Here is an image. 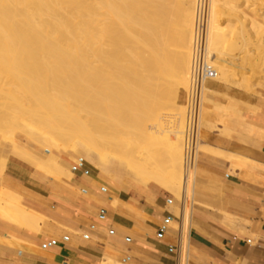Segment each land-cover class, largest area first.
<instances>
[{
    "label": "bare ground",
    "instance_id": "bare-ground-1",
    "mask_svg": "<svg viewBox=\"0 0 264 264\" xmlns=\"http://www.w3.org/2000/svg\"><path fill=\"white\" fill-rule=\"evenodd\" d=\"M158 4L159 0H0V97L11 102H0L9 115L0 117V134L14 141L19 156L31 160L36 169L70 179L73 175L60 160H83L78 154L88 146L100 155L121 158L127 176L156 183L181 199L187 185L184 129L197 0H187L179 20L175 18V34L181 35L174 39L179 37L176 43L183 49L179 53L168 49L165 10ZM223 13L240 16V26L223 22ZM249 15L235 5L209 0L206 47L214 81L232 80V47L242 50L259 34L264 37V24ZM258 44L263 46L264 39ZM245 84L238 86L244 89ZM216 95L220 94L203 87L200 135L213 128L203 119L204 111L238 115L232 100L227 106L215 104ZM22 116L31 120L16 126L14 121ZM19 132L48 156L38 157L33 146L22 147L16 142ZM75 140L81 143L73 144ZM199 152L215 153L204 141ZM0 210L24 227L40 220L7 191L0 193Z\"/></svg>",
    "mask_w": 264,
    "mask_h": 264
},
{
    "label": "crops",
    "instance_id": "crops-1",
    "mask_svg": "<svg viewBox=\"0 0 264 264\" xmlns=\"http://www.w3.org/2000/svg\"><path fill=\"white\" fill-rule=\"evenodd\" d=\"M207 87L220 94L215 104L232 100L238 115L203 112L213 128L201 131L200 145L215 153L198 156L190 264H264V85ZM16 142L33 146L23 134ZM14 145L0 134V193L40 220L24 227L0 210V264L175 263L181 203L174 194L93 162L87 150V162L60 160L69 179L36 169Z\"/></svg>",
    "mask_w": 264,
    "mask_h": 264
},
{
    "label": "built area",
    "instance_id": "built-area-1",
    "mask_svg": "<svg viewBox=\"0 0 264 264\" xmlns=\"http://www.w3.org/2000/svg\"><path fill=\"white\" fill-rule=\"evenodd\" d=\"M208 2L197 0L194 20L192 61L189 86L186 97L185 122V182L181 196V213L177 230V243L174 249V264H190V247L194 219L195 170L199 156L200 122L202 115V90L208 82L214 81L216 72L207 58L206 37L208 29Z\"/></svg>",
    "mask_w": 264,
    "mask_h": 264
},
{
    "label": "rangeland",
    "instance_id": "rangeland-1",
    "mask_svg": "<svg viewBox=\"0 0 264 264\" xmlns=\"http://www.w3.org/2000/svg\"><path fill=\"white\" fill-rule=\"evenodd\" d=\"M170 1H172V2H170ZM221 1L223 2V4H225L227 6L235 5L241 12H245L248 15L250 14L249 16L253 17L254 19H257L258 21H260L261 23L264 24V19H263L264 18V0H226V1L225 0H221ZM172 3H174V4H172ZM186 4H187V0H166V1L165 0H159L158 6L160 5L162 7L161 8L159 6L160 7L159 10H162V12H163V10H165L163 12L164 15H165L163 21H164V24H166V25H164V32H165V35H166L167 42L169 41L167 43L168 49L171 52L172 51H174V52L176 51L175 53L183 52V49H181V46H180L181 43L180 44L179 43H176L177 40L179 42V39H178L179 37L177 38V40H175L176 38L174 39V36L177 37L176 35H181V33H179V32H178L179 34H177V33L175 34V32L178 31V30H176V27L177 26H175V25H178V22H179V21H176L175 18L177 17L176 19L179 20V17H180V13L179 12L181 11V6H184ZM174 7L176 8V11H174L175 10ZM169 10H172V11H169ZM223 14L221 15V19H222L223 22L230 23L232 21L231 22L232 24H236V25L238 24L240 26V24L238 23V21H239L238 19H240V16L238 17V15H234V18H233V16H231L229 14H226V13H223ZM165 17H167V18H165ZM229 17L230 18L232 17V19L229 20L230 19ZM172 19H174V21H176V23L174 22V24H173V22H172L173 20ZM235 20H237V21H235ZM167 22L170 23V24H168ZM261 34L262 35L264 34V30H263V33H261ZM259 35H258V38L256 40H254L253 42H250V45L249 46H245V48H243L242 50L240 49L241 47H239V48L232 47L233 48L232 49L233 51L231 50V53H232L233 56H235V58L232 59L233 62H229L231 64L230 65V69L232 70V72H231V78H232V80L230 79L228 83H230V82L231 83L230 84L226 83L227 85L239 87L238 85H241L242 86V83L243 84L246 83L244 85V87L246 86L244 89H250L253 85H258L259 87L264 85V45L263 46H259L260 44H258V41L261 40V39H264V37L262 38ZM173 43H176V46L173 45ZM251 43H253V44H251ZM246 60L251 61V63L248 64L249 62H246ZM248 65H250V66H248ZM252 68L255 70V72H254V70ZM246 79L248 81H246ZM214 82L215 83H220V82H217V81H214ZM236 83H237V85H236ZM0 102H3V103L7 102L8 103L9 101L0 97ZM9 103H11V102H9ZM7 114L8 113H7V111L5 109L0 108V117L1 118L2 117L9 116ZM34 114H36V112H34ZM27 120H31L30 117H28V116H22L21 119L15 120L14 123L16 124V126L19 125V124H22V126L24 127L23 124ZM17 134L22 135V133H20V132L17 133ZM28 141L35 148L38 147L41 150H43L42 147H40L39 145L33 143L29 139H28ZM75 143H81V141L80 140H75L73 142V144H75ZM86 150L88 151L89 156H90V158H91V160L93 162L99 161V163L100 164H103V165H105L106 162H109L111 165L114 164L116 166L123 167V169L125 168V166H124L125 165V162L121 158H119L118 156H115V155H112V154H109V153H105L104 155H100V154L96 153L95 151H93L88 146H86ZM78 157L79 158H82L84 161L86 160L85 155L82 154V153L81 154L79 153L78 154ZM96 159H97V161H96ZM111 165H109V166H111ZM127 177H130V176H127Z\"/></svg>",
    "mask_w": 264,
    "mask_h": 264
}]
</instances>
